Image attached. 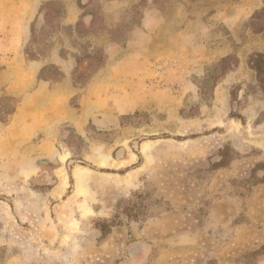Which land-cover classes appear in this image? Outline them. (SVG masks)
I'll list each match as a JSON object with an SVG mask.
<instances>
[{
	"label": "rangeland",
	"instance_id": "rangeland-1",
	"mask_svg": "<svg viewBox=\"0 0 264 264\" xmlns=\"http://www.w3.org/2000/svg\"><path fill=\"white\" fill-rule=\"evenodd\" d=\"M25 50L65 59L71 85L75 57L82 75L89 52L108 66L73 86L84 130L59 122L40 150L45 136L8 114L13 80L31 88ZM257 52L264 0H0V71L16 68L0 78V264H264L248 254L264 244Z\"/></svg>",
	"mask_w": 264,
	"mask_h": 264
},
{
	"label": "crops",
	"instance_id": "crops-1",
	"mask_svg": "<svg viewBox=\"0 0 264 264\" xmlns=\"http://www.w3.org/2000/svg\"><path fill=\"white\" fill-rule=\"evenodd\" d=\"M78 16L79 9L72 1L67 7L64 17L62 18V23L64 25H70L78 19ZM53 61L64 74V79H62V81L50 83L48 81L39 80L37 76L43 64L33 60L29 61L24 69L25 73L30 77L29 83H32L30 84V90L22 94L18 83V88L16 87L17 80H13V84L10 85V87L14 89V91L10 93L15 96L18 95L17 97L20 98H18L19 101L16 108L11 113L12 115H10V118L12 117L13 122L16 123L15 128H19V125L25 124L27 130H30V133L37 134L40 132L45 136L40 144H38L39 150L46 145V135L52 132V128L55 124L59 122H68L69 126L79 133L84 130L83 128L86 122L92 117V114H88L85 108V95L80 96L78 107H72L69 104L70 98L78 92L73 85H71L70 80L66 79V73L61 66L63 62H66L65 59ZM14 68L8 67L2 69L0 71V78L10 74ZM107 69L108 66L106 65L101 71L105 72ZM130 110L131 108H126V110H122V112L119 111L118 113ZM112 111H115V108ZM110 118L111 123L116 124V115L112 113ZM96 124L99 125L98 127H102L104 122L102 119H98ZM129 262H132V260L129 259L125 264Z\"/></svg>",
	"mask_w": 264,
	"mask_h": 264
},
{
	"label": "trees",
	"instance_id": "trees-1",
	"mask_svg": "<svg viewBox=\"0 0 264 264\" xmlns=\"http://www.w3.org/2000/svg\"><path fill=\"white\" fill-rule=\"evenodd\" d=\"M50 3H53V2H50ZM78 6H79V8H83L79 2H78ZM64 14H65V8L63 7L62 10L59 12V17L62 19L64 17ZM90 16H91V21H92L94 19V16H93V14H91ZM78 25H79V23H78ZM31 30H32V28H31ZM32 34H33V31L31 32V35ZM126 40H127V38H125L124 42ZM112 42L116 43L117 41L112 40ZM117 43H119V42H117ZM24 52H25L28 60H31V61L39 60V56L32 55L28 50H25ZM86 57L90 62L89 65L90 66L95 65V66L92 68L91 72H89L88 74L84 73V75H82L79 71L80 65H79L78 58L75 57L76 67L72 71V84H73V86H77V85L83 86L87 82H89L92 79V77L94 76V74L97 72V70L101 69L104 66L105 61H106V56H105L104 52H102V50L89 52L88 54H86ZM61 58H65V56L61 55ZM227 59L229 60V57H227L224 60H227ZM95 60H98V61H95ZM247 63H248L249 68L254 69L256 71L257 76H258V80H261L264 84V80H262V79H264V53H261V52L254 53L253 57L251 59L249 58ZM235 66H236V64H234V66L232 68L229 67V70H232ZM47 71L50 72L49 75L45 74V72H47ZM37 78L39 80L48 81L50 83H58V82L62 81V79H64V74L61 72L60 68L56 64L49 63V64H45L41 67ZM261 89H262V92L264 94V86ZM13 111H14V109L9 111L8 114H11ZM262 182H264L263 178H262ZM263 250H264V244L256 250L248 251V254H259ZM262 254H264V252Z\"/></svg>",
	"mask_w": 264,
	"mask_h": 264
},
{
	"label": "bare ground",
	"instance_id": "bare-ground-1",
	"mask_svg": "<svg viewBox=\"0 0 264 264\" xmlns=\"http://www.w3.org/2000/svg\"><path fill=\"white\" fill-rule=\"evenodd\" d=\"M142 151L146 152V147H143ZM87 173H88V169L86 167H84V166L77 165V166L74 167L73 176L72 177H74L75 181H76V185H75V189H74V193L75 194L82 193V184H83V181H84ZM66 185H67L66 182L63 181L61 183V187H62L61 189L65 188Z\"/></svg>",
	"mask_w": 264,
	"mask_h": 264
}]
</instances>
